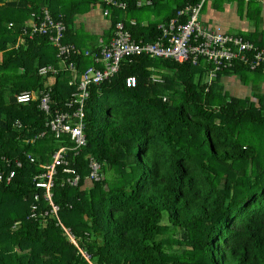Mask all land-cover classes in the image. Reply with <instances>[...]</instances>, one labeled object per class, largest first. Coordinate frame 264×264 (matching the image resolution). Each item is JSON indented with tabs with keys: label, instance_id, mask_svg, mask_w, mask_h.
Wrapping results in <instances>:
<instances>
[{
	"label": "trees",
	"instance_id": "trees-1",
	"mask_svg": "<svg viewBox=\"0 0 264 264\" xmlns=\"http://www.w3.org/2000/svg\"><path fill=\"white\" fill-rule=\"evenodd\" d=\"M112 1L127 8L109 0H0V264H264V93L257 86L264 66L251 70L241 58L212 84L206 76L214 67L203 58L198 66L146 56L122 62L113 79L89 86L87 145L77 158L67 156L80 186L70 187L60 168L52 190L58 214L36 188L53 149L47 123L81 106L80 74L91 65L77 56V73L41 77L45 66L61 69L58 49L48 36L24 30L31 32L34 17L49 10L64 20L67 39L70 14L98 4L111 9L113 32L123 22L137 42L157 40L159 23L131 26L125 16L139 20L138 11L161 0L144 8L138 0ZM188 2L199 0H183L163 22ZM245 54L252 59L254 52ZM254 73L260 80L251 97L225 92L224 77L244 83ZM131 76L135 88L126 85ZM50 89L48 116L39 107ZM24 92L33 100L17 103ZM59 142L77 148L70 136ZM90 157L101 166L94 182L86 180ZM36 199L40 207L33 210Z\"/></svg>",
	"mask_w": 264,
	"mask_h": 264
},
{
	"label": "built area",
	"instance_id": "built-area-1",
	"mask_svg": "<svg viewBox=\"0 0 264 264\" xmlns=\"http://www.w3.org/2000/svg\"><path fill=\"white\" fill-rule=\"evenodd\" d=\"M210 1L212 0H199V2L189 4L179 10L176 18L158 26V30L161 31L160 36L153 42H144L142 40L137 42L132 34L126 30L125 24L119 22L115 26L111 41L94 55H91L89 51L80 52L74 44L63 41L67 27L62 20H56L49 10H44L43 16L34 15L33 25L38 27V31L41 34L47 35L51 43L58 49L56 56L62 64L61 69L77 73L78 68L73 60L74 57L84 55L93 58L94 65L89 66L80 74V96L83 99H88L90 96L87 89L89 86L108 82L121 71L122 62L128 61L132 63L135 58L140 56H146L151 59H170L182 64L191 63L194 66L199 65L200 59H206L214 67L212 72L208 74L209 84L216 80L219 72L232 67L238 58H241L246 64H250L249 68L251 70L264 66V50L257 49L252 44H244L241 39L229 37L220 28L213 30L202 24L200 18L203 9ZM109 3L118 8H127L126 3H118L112 0H109ZM150 5H152L151 0H139L137 2V7L139 8ZM104 15H109V11L105 10ZM183 17H187L185 22L181 21ZM131 26H135V22H132ZM232 46H235V48ZM250 51L254 52L252 59L245 54V52ZM100 64H104V67L99 68L98 65ZM39 73L41 75L56 74L57 70L53 66L48 65L41 68ZM153 81L159 82L160 78L154 76ZM136 85V78L130 77L127 79L128 87H135ZM32 98L30 93H23L19 97V101L28 102ZM50 103L49 94H45L42 97L40 108L45 112H50ZM65 119V116H57L48 123L55 139L59 140L63 135L69 133H72L74 138H78L81 135V125L77 124L76 127L75 124L65 121ZM44 135L45 133L40 136ZM77 141L80 144L83 143L79 139ZM71 154L72 157L77 158L81 155V150L63 146L53 155V161L59 163L63 157ZM14 174L15 172L11 171L10 177ZM3 178L4 176L0 174V181ZM52 178V176H49L48 182L41 183V185L49 187ZM51 197V194H47L46 200L50 201L53 207L52 213L55 214L58 211V207L52 203ZM38 202L39 200L36 199L32 206L33 210L39 208ZM84 257L90 261L89 255L84 253ZM91 264L94 263L91 262Z\"/></svg>",
	"mask_w": 264,
	"mask_h": 264
},
{
	"label": "crops",
	"instance_id": "crops-1",
	"mask_svg": "<svg viewBox=\"0 0 264 264\" xmlns=\"http://www.w3.org/2000/svg\"><path fill=\"white\" fill-rule=\"evenodd\" d=\"M151 1L152 5L140 8L152 7L153 0ZM175 2L176 5L183 4V0H175ZM158 4L159 3H157L155 7H159L161 3ZM189 4H193V2L186 3L184 7ZM105 10L107 9L98 7L92 9L85 17L81 15V19L87 18L85 28L81 27V29H79L81 32H79L74 31L71 27V31L69 30L71 33H69L67 39L65 38L66 43L74 44L80 52L81 50H87L91 55L98 53L113 37V25L110 18L112 11L108 9V11L110 10L109 15H104ZM125 19L128 21L134 20L137 22V25L141 21L140 24L142 26H147L150 23L141 19L130 18L128 15L125 16ZM202 20L208 28H220L223 33L240 38L243 42V38L237 36L238 34L242 35L246 40L253 42L258 49L264 50V0H212L206 4L202 13ZM161 23H163V21L159 22V24ZM243 43L251 45L249 42ZM81 56L87 59V66L94 65L92 57ZM57 67L62 68V64L57 62ZM250 77L251 79L244 83H242L239 77H224L222 83L225 92H230L236 97H251L253 86H255L254 82L260 79L255 74H251ZM207 80L208 75L206 76V82ZM257 86L260 88V93H264V80ZM252 98L256 100L254 97ZM58 146V143L54 141L52 151ZM51 153L48 152L49 159L46 163L50 162Z\"/></svg>",
	"mask_w": 264,
	"mask_h": 264
},
{
	"label": "bare ground",
	"instance_id": "bare-ground-1",
	"mask_svg": "<svg viewBox=\"0 0 264 264\" xmlns=\"http://www.w3.org/2000/svg\"><path fill=\"white\" fill-rule=\"evenodd\" d=\"M133 22H135V21H133ZM132 24V23H131ZM136 22H135V26H136ZM32 25H33V23H32ZM28 30V29H27ZM27 30H24V33L25 34H28V33H30V36H33V35H36V34H40V35H44V34H41L38 30V27H35L34 25H33V28H32V31L31 32H29V31H27ZM127 30V29H126ZM44 36H47V35H44ZM140 57H142V56H140ZM55 69V68H54ZM57 70V73L56 74H52V73H50V74H47V75H41L40 73H39V75L41 76V77H43V78H47V77H49L50 75H54V76H56V75H58L59 74V71H61V70H63V69H56ZM40 72V71H39ZM131 77H134V76H131ZM114 78V77H113ZM112 78V79H113ZM130 78V77H129ZM134 78H136V77H134ZM111 80V79H110ZM109 80V81H110ZM136 80H137V78H136ZM137 83H138V80H137ZM71 85H73V83H71ZM95 85V84H94ZM126 85H127V80H126ZM137 86V85H136ZM135 86V87H136ZM128 87V86H127ZM135 87H128V88H135ZM87 89H89V87L87 88ZM79 93H78V95L77 96H79V100H77V103H79V104H81V106L78 108V109H76V111L75 112H73V113H59V114H57L56 116H54L51 120H53V119H55L57 116H65L66 117V119H65V121H69V122H72L73 124H75V126L77 127V124L78 125H81V128H80V136L78 137V138H74L73 137V135H72V133H69V134H66V135H63L60 139H59V141L60 140H64V138L66 137V136H70L71 137V139L73 140V141H75V143L77 144V149H79V150H81L82 148H84V147H86V145H87V140H86V135H85V112H84V103H85V101L87 100V99H83L81 96H80V94H81V89L79 88ZM24 93H30V92H24ZM50 93H51V89L50 90H48L46 93H44L43 95H42V97L45 95V94H49V96H50ZM23 94V93H22ZM22 94H20L17 98H16V100H17V103H20V104H25V103H29V102H31L32 100H33V98L30 100V101H28V102H20L19 101V97L22 95ZM31 95H32V93H30ZM32 97H33V95H32ZM50 98H51V96H50ZM42 100V99H41ZM40 105H41V103H40ZM69 107H70V109L71 108H73V104H71V105H69ZM39 109H40V111H42V112H45L44 110H42L40 107H39ZM46 113V115H51L52 114V110L50 109V112H45ZM51 120H50V122H51ZM22 125H21V123H17V127H21ZM47 127L49 128V130H50V127L48 126V123H47ZM51 131V130H50ZM52 133V132H51ZM44 134V133H43ZM45 135H46V133H45ZM45 135L44 136H39V138L41 139V138H43V137H45ZM80 140V141H82L83 143L82 144H80L77 140ZM58 141V145L59 146H61V147H63V146H65V144H63V143H60ZM66 147V146H65ZM91 158V164H90V169H91V173H90V175H89V177L86 179V180H88V181H90V182H94V181H98L99 180V174H100V171H101V166L95 161V159L93 158V157H90ZM4 162H5V164H7L8 166H11V161L10 160H7V159H5L4 160ZM16 166L18 167V168H22V163L20 162V161H16ZM60 168L63 170V172H64V174H68L69 175V177L67 178V184L70 186V187H74V188H76V187H79L80 186V184H81V176L77 173V170L76 169H72V165H71V163H70V160H68V158H67V156L66 157H63V159H62V161L61 162H56V161H53L52 163H51V165H49V166H47L46 167V169H45V173L43 174L44 176H39V177H36L35 179H34V181H35V185H36V188L37 189H43V190H45L46 191V195H45V198H46V196H47V194H51V195H53V188L55 187V185H56V183H55V180H56V177L58 176V174H59V172H60ZM12 171H14L15 172V174L12 176V177H10V175L8 176V178H7V182L9 183V182H11V180L12 179H14L15 177H16V170H12ZM49 176H52L53 178H52V181L50 182V185H49V187H44V186H42L41 185V183H47L48 182V179H49ZM3 180H4V178H3ZM2 180V181H3Z\"/></svg>",
	"mask_w": 264,
	"mask_h": 264
},
{
	"label": "rangeland",
	"instance_id": "rangeland-1",
	"mask_svg": "<svg viewBox=\"0 0 264 264\" xmlns=\"http://www.w3.org/2000/svg\"><path fill=\"white\" fill-rule=\"evenodd\" d=\"M71 0H63V2L65 4H68ZM180 1V0H178ZM161 3V4H160ZM160 6L159 7H154V8H145L142 11H138L137 14H135L139 19L143 20V21H147L150 23H159L162 22L164 19L167 18V16L171 13V11L176 7V2L174 0H162L161 2H159ZM158 4V5H159ZM194 4V3H193ZM209 5V4H208ZM206 6V5H205ZM101 6L100 5H94L92 6V8L90 9H84L81 11V13H71L70 14V18L72 20L73 23V30L74 31H79V29H81V27L85 28V22L87 20L86 19H81L80 16L83 15L85 17L86 14H88L89 12H91L92 9L94 8H98ZM205 8V7H204ZM204 10V9H203ZM79 11V10H78ZM203 13V12H202ZM201 22L204 26H206L203 23L202 20V15H201ZM164 23V22H163ZM162 24V23H161ZM160 25V24H159ZM79 26V27H78ZM207 27V26H206ZM211 29V28H210ZM217 29V28H216ZM215 30V29H213ZM81 32V31H79ZM232 38H237L235 36H229ZM240 39V38H238ZM254 45V44H253ZM255 46V45H254ZM233 48H235V46H232ZM238 48V47H237ZM239 49V48H238ZM2 55L0 54V59H1ZM159 60V59H158ZM255 74V73H254ZM256 75V74H255ZM254 79V78H253ZM47 83V82H46ZM168 222L167 220H164L163 225H167Z\"/></svg>",
	"mask_w": 264,
	"mask_h": 264
},
{
	"label": "clouds",
	"instance_id": "clouds-1",
	"mask_svg": "<svg viewBox=\"0 0 264 264\" xmlns=\"http://www.w3.org/2000/svg\"><path fill=\"white\" fill-rule=\"evenodd\" d=\"M56 20H60V19H56ZM63 22H64V20H62ZM65 23V22H64ZM66 25V24H65ZM66 27H67V25H66ZM68 30V29H67ZM67 32V31H66ZM66 35V34H65ZM64 40H65V38H64ZM106 45V44H105ZM82 52H85V51H87V50H81ZM50 136H53V134H51ZM54 141H58V140H56L55 139V137L53 136V142ZM62 147L61 146H58L56 149H54L53 151H52V153H51V160H50V162H45L44 164H42L41 165V167H42V169L43 170H45L46 169V167H47V165L48 164H50L52 161H53V155L57 152V151H59L60 149H61ZM82 153V152H81ZM71 157H72V154L70 155ZM34 163V162H33ZM43 172L44 171H42V172H40L38 175H41V174H43ZM46 199V198H45ZM48 201V200H47ZM51 201H52V203L55 205V206H57L55 203H54V201H53V195H52V197H51ZM40 202L41 201H39L38 202V206L40 207ZM49 202V204L51 205V203H50V201H48ZM35 203V201H33V204ZM33 204L31 205V209H32V206H33ZM52 206V205H51ZM58 207V206H57ZM52 210H53V207H52ZM52 210H51V213H52ZM58 211H59V207H58ZM58 211H57V213H55V214H58ZM52 214H54V213H52Z\"/></svg>",
	"mask_w": 264,
	"mask_h": 264
}]
</instances>
